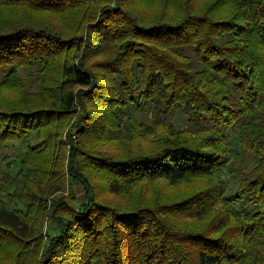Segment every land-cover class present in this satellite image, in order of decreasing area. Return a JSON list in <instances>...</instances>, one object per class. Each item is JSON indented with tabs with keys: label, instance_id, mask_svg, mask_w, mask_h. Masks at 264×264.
<instances>
[{
	"label": "trees",
	"instance_id": "obj_1",
	"mask_svg": "<svg viewBox=\"0 0 264 264\" xmlns=\"http://www.w3.org/2000/svg\"><path fill=\"white\" fill-rule=\"evenodd\" d=\"M7 147L0 264H264V0H0Z\"/></svg>",
	"mask_w": 264,
	"mask_h": 264
},
{
	"label": "rangeland",
	"instance_id": "obj_2",
	"mask_svg": "<svg viewBox=\"0 0 264 264\" xmlns=\"http://www.w3.org/2000/svg\"><path fill=\"white\" fill-rule=\"evenodd\" d=\"M211 0H195L196 4H200V3H206V2H210ZM28 73L23 71L22 75L23 77L27 78ZM27 80V79H26ZM26 83L32 84L33 82L32 80L28 79L26 81ZM135 115L140 119L143 120L145 122H151L152 121V117H151V113L148 114H144L140 111H135ZM171 120H174L177 123V126H187V122L184 118L183 115H181L180 113H177L174 115V117L170 118ZM71 128V126H70ZM69 129V128H68ZM237 131L231 130L230 131V140L233 144V147L235 150L240 149V141L237 137ZM124 144L123 143H118V142H114L111 141L108 144H106L103 147L104 151H112L113 149H119V148H123ZM119 147V148H117ZM6 156H9L8 158L4 159ZM19 156V152L18 150H16L14 147L10 148H1L0 149V170L3 171V175H7V174H16L17 171L19 170V162L17 161ZM226 178V193L229 195L231 193H233L235 187L231 181V178L229 177V175L225 176ZM199 184H201L202 182L199 181ZM175 187H171L169 185H167L164 181L162 180H157V181H144L142 183H140L129 195V200L127 202H131V201H137L138 197H145V196H155V195H166L169 190L173 191V192H177L175 190ZM185 187L183 185H180L178 187V192H181L182 190H184ZM117 199L119 202V204H125V200L121 197L118 196ZM3 200H6V197L3 196ZM235 202V201H234ZM235 205H237V202L234 203ZM11 207L14 206V203L10 204ZM44 233L46 234L48 232V225L47 223L45 224L44 228H43Z\"/></svg>",
	"mask_w": 264,
	"mask_h": 264
}]
</instances>
